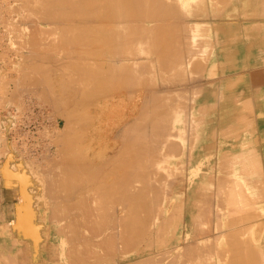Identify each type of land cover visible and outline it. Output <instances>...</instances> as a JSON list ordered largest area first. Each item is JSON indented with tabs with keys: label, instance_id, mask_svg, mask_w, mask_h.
<instances>
[{
	"label": "bare ground",
	"instance_id": "obj_1",
	"mask_svg": "<svg viewBox=\"0 0 264 264\" xmlns=\"http://www.w3.org/2000/svg\"><path fill=\"white\" fill-rule=\"evenodd\" d=\"M16 2L26 12L15 13V21L33 25L42 21V24L51 27L55 24L57 30L63 33L60 35H64L62 38L64 40L60 41L57 39L59 30L54 34L56 38L52 34L54 27L52 33L48 31L49 34H46L43 28L51 30V27L40 29L42 25L38 23L40 25L37 27L40 26L39 30L43 31L42 34L36 24L32 25L36 27L38 33L40 32L39 34L44 35L41 38L42 36L37 33L41 41L45 36L50 35L54 37V41L57 40L55 41L57 45L62 43L64 47L72 49L76 46L74 49L78 47L77 50L91 49L93 55L92 58L89 57L91 59L98 57L100 62L98 60L99 64L96 66L88 56L86 58L85 55L84 58V50L77 51L82 53L77 55L78 53L73 49L74 55L71 56L75 57L76 54L78 58L73 60L71 57V62L67 64L70 66V76L59 77L53 70L57 78L46 76L44 79L43 76L42 81L38 76L36 77L39 72L38 66L41 65L30 64L32 61L29 54L27 55L26 51L22 53L26 56H22L25 58L21 60L24 64L19 62L21 66L20 64L18 66L21 69L24 65L25 69L29 70L27 77L30 79L28 78V83L22 81V77L26 76L25 73L18 83L26 82L29 86L26 83L20 85L31 87L30 90L32 87L34 90L41 89H37L38 92L45 94L44 97L51 100L57 108L54 109L57 112L61 110L65 114L68 125L66 122L63 123L67 126H64L63 134L60 136V140L63 138L64 142H62L64 148L61 149V156L59 150H56L61 160L57 158L58 161L55 159L54 163L49 160L51 165L45 164L49 166L47 168L42 164L43 168L40 169L42 172L37 169L41 167L39 161L38 165H35L37 168L31 167L39 171L35 172L38 174L35 176L34 186L29 185L33 183L29 174L31 181L27 177V170L30 168L26 169L25 165H13L26 171L19 174L21 177V180L18 179L19 187L21 186L20 189L24 191L21 192L23 197L19 202L22 209L23 206L29 209L26 211L23 209L24 212L16 214V218H19L16 222L0 224V264H264V230L262 223H259L264 220L262 170L264 168L261 164L263 162L261 155H255L260 152L258 135L260 134V139L263 136L260 132L264 133V130L256 131L258 125L261 127L260 122L263 120L261 116L264 117V108L261 107L264 106V90L259 89L263 91L260 96L259 92L255 94L254 87H252L253 92L252 89L249 90L251 80L245 85V81L248 80V74L245 72H242V79L239 78L243 68L257 66L264 60V0H16ZM222 2L224 4H220ZM7 7L9 9L10 6ZM7 7L3 8L7 9ZM18 25L21 26L20 23ZM26 25L31 27L30 24ZM22 26H24L22 30L28 35L29 27ZM34 36L30 35L37 41ZM50 39L48 44L53 40ZM20 43H24L22 39ZM28 44L37 45H34L35 42ZM23 45L21 47L27 46L25 49H30L29 45L25 46V43ZM60 48L57 49L59 52ZM32 49L31 47L30 50ZM51 49L50 52L46 51L49 52L46 53L48 56L53 54ZM63 49L66 48H62V51ZM248 49L249 53H246ZM251 49L256 52L251 54ZM67 51L69 49L64 52ZM30 53L32 54L30 57L35 58L34 52ZM69 53H67L68 58H70ZM249 55L250 57L246 58ZM27 56L30 63L25 64ZM39 56L43 55H38L37 58ZM48 56L43 57L48 60ZM55 57L54 53L53 58ZM39 58L38 62H42L43 60ZM47 60L46 63H49ZM51 60H55L52 59V55L48 61ZM46 63L43 64L48 65ZM65 63L56 69L65 67ZM53 64L51 62L50 66ZM263 67L261 68L264 70ZM261 68L258 67L255 73L258 72L259 75ZM48 72L45 71L46 75L49 74ZM249 74L255 76L254 73ZM263 74L264 71L261 75ZM243 77L247 80L244 81ZM15 78L17 81V76ZM16 81L13 83L17 84ZM257 83L254 82L251 86L253 84L260 86ZM245 86H249V89L246 90ZM113 88L116 93L111 94V97L109 91ZM34 90L32 91L35 92ZM37 90L34 95L37 94ZM259 90L257 88V91ZM14 91L12 92L16 94ZM108 93L111 98L115 95L113 98L116 99L115 102L111 98L110 101L109 96L105 97ZM34 95L26 98L25 109L18 115L16 126L11 131V139L19 155L26 151L29 152L28 156L42 154L41 158L48 160L54 155H49L54 149L51 138L57 132L59 136L62 131L60 130V134V131H57L60 122L56 119L57 112L54 116L55 111L50 108L52 104L48 101L50 104L48 106L43 101L47 99H41L43 101L41 102L36 100ZM96 95L104 96L109 102H114L113 104L108 102L111 108L116 105L113 111L114 122H107L108 118L106 119L107 124L112 123L109 127L111 129L109 131L111 134H108L109 140L106 138L105 141L104 138L107 137L105 135L103 139L99 136L100 140L106 142L105 149L103 148L98 155L95 153L96 157L81 153L82 156L80 152H84V146L80 148L79 153L77 147L81 144L78 141L81 138L83 140L84 137L80 140L78 138L77 147L75 137L78 135H76L77 130L84 128L85 124L78 129L73 124L77 126L82 124L79 121H82L83 116L86 115L85 109L87 110L93 103L94 106L99 104L97 99L99 97ZM94 98L98 101L96 104L93 102ZM126 98H130V102ZM105 102L108 105L107 101ZM100 104L104 105V101ZM102 107L107 109L105 105ZM118 107H122V110ZM131 107L134 108V112L129 111ZM254 107L259 111L260 119L256 117L259 123L257 126L254 116L251 118ZM102 109L104 112L100 114L105 115V109ZM95 112L92 113L96 114ZM110 114L113 113L110 112L107 116ZM103 115H99L100 118L103 119ZM97 117H90L97 120V124L91 122L95 124L93 130L97 125L100 129L104 125V123L98 124L100 119ZM105 118L101 121H105ZM110 118L108 120L112 119ZM107 124L105 123L104 126L106 127ZM105 129L100 130V135L102 133L103 136ZM85 130L87 131V128ZM98 130L96 128V131ZM106 130L109 133L108 128ZM91 131L92 129L90 133ZM47 134L50 141L46 140ZM87 134L86 132L84 135L91 138ZM81 135L83 136L82 133ZM4 139H2L3 143ZM263 139L264 137L261 140ZM90 140L87 139L84 143ZM97 141L95 140L94 143ZM252 141L255 144L249 147ZM256 143L258 146H255ZM102 145H97L98 149L102 148ZM202 145L204 147L209 145L203 151L210 150L211 155L206 152V157L204 156L200 148ZM95 147L93 148L96 150ZM160 147H165L166 149H163L171 154L179 151L178 157L181 158H177L176 153L175 158L178 160H173L174 154L170 158L167 152L162 154L164 150L159 149ZM215 147L221 150L219 155L225 153L220 156L222 161L213 157L217 156L214 153H218L216 151L213 153ZM91 149L92 147L89 150ZM157 150H161L162 155L156 153ZM198 150L199 153L202 152L200 153L202 157L199 156L200 154L197 155ZM238 150L243 151L229 159V156ZM150 152L154 155L147 157L146 153ZM164 155L173 160L172 164H164L169 162L163 157ZM45 156L48 157L44 158ZM236 158L239 161L235 162ZM214 159L222 164L228 161V165L223 167L224 164L220 166L217 163L218 167L217 164L212 163ZM155 161L159 164L155 163L158 166L156 171H151L153 172L151 175L152 173L147 172L146 168H152L151 164ZM216 166L218 172H215ZM6 169L10 176L15 175L10 173L8 168ZM17 171L16 169L14 172L17 173L16 176L19 173ZM161 179L166 181L167 188L170 187L168 190L171 188L174 190L176 186H180L177 188L180 190H176L177 192L174 190L175 194L170 190L173 195L169 196V193L165 195L164 192L168 190L163 187ZM30 186L31 190L28 189ZM27 199L37 203L29 201L27 205ZM241 200L251 203L250 212L234 214L233 218L228 220L226 218L223 221L217 220L226 215V211L216 212L218 207L226 210H233V207L240 209L238 201ZM171 201L178 205H173ZM210 201L216 203L212 206ZM185 207H187L186 213ZM173 210L175 215L170 220L172 216L169 215ZM214 210L216 213L214 217L217 218L212 220L215 223L210 221V214ZM203 222L208 223L209 226L199 229V223ZM211 223H213L212 228ZM212 231L217 235L215 239L217 241L213 240L215 245L219 246L216 253L211 250L218 249L213 241L211 244ZM167 232L176 233L174 236L172 233L169 236L168 233L169 240L173 238L174 241L168 240ZM224 244L225 246L231 244L230 250H225ZM243 244H246V247ZM207 246L209 248L204 251L202 248ZM220 247L224 248L220 249ZM208 249L212 252L210 253ZM228 251L231 254H227ZM229 255L231 257H228Z\"/></svg>",
	"mask_w": 264,
	"mask_h": 264
},
{
	"label": "rangeland",
	"instance_id": "obj_2",
	"mask_svg": "<svg viewBox=\"0 0 264 264\" xmlns=\"http://www.w3.org/2000/svg\"><path fill=\"white\" fill-rule=\"evenodd\" d=\"M221 1H222V0H221ZM9 2H10V3H9ZM14 2H15L16 4H15ZM238 2H240V1H238ZM0 3H1V4H0V21H1V23H0V94H1V95H0V100H1V101H0V135H1V136H0V137H1V138H0V141H1V142H0V213H1V212H4L5 214H7V217H6V216H5V217H0V224H4V225H5V224H8L9 221H12V223L16 222V220L19 219V218H16L17 215H18V213L20 214V212H24V210L26 211L27 209H29V208H26V206H23V209H24V210L22 209V207H20V206H22L21 203H20V202H21L20 200H21L22 197H23V196H21V195H23V193H21V192H24V191H23V189H20L21 186L19 187V180H21V177H19V176H20L21 173L24 171V169L21 168V167H16V166H18V164H19L20 166H24V165H25L24 167H25V168L27 167L26 169H28V168L32 169V170H31L32 173H30V171H29L30 169L27 170V171L29 172V173L27 172V177H28V180H29V181H31L30 179L32 178V182H33V183H31V184L29 183V185L34 186V179H35V176L38 174V173H35V172L37 171V169H38L39 171H41L40 169H42L43 166H45L44 168L49 167V166H46L45 164L49 163V164L51 165V163H52L55 159H56L57 161H58V159L61 160V157H60L61 154H62V150H61V149H63L64 146H63V144H62V142H63V138L61 137V138H62V139H61L62 141H61V140H60V136L63 134L64 128L68 125L67 122H66L67 120H66V118H65V116H64L65 114L62 113L61 110H59L61 113H60L59 111L57 112V110H56L57 108L54 107L55 105L52 104L51 100H48V98H45V97H44L45 94L42 95L40 91H39V92H40V95L38 94V93H39L38 90H41V89L37 88V89H38V90H37V89L35 88V90H34L33 87H32V89L30 90L31 87H25L24 85H20V84H25L26 82H27V83L29 82V81H28V78H29V77H27V73H29V70L27 71V70L25 69V66H24V65H22V67L24 66V68L21 67V69H20V67H19V66H21V64H24L23 61L21 62V60H22V58H23V60L25 59L24 57H22V56H25V54H22V53H24V52L26 51L25 53H27V55L29 54L28 56H29V58H30L31 61H32V62L30 63V60L28 59V56H27L26 60L24 61L25 64L29 62L30 64H32V63H36V65H41V66H42V67H41V66H38V68H39V72H38V73H39V74L37 73V75H36V77L38 76V77H39L38 79H41L42 81H43V78H44L43 76H45L44 79H46V76L49 77V78H53V77H54V78L56 79L57 77H56V75L54 74V72H55V73L57 74V76H59V77H61V76H63V75H65L66 77H67V75L70 76V75H69V74H70V72H69V71H70V70H69L70 66L67 65V64H69L68 62H71V57H72L73 60H74V58H75V59L78 58V57H76V54H75V57L71 56L72 54L74 55V50H76V53H78L77 55H79V54L81 55L82 53H79V52H82V51L84 50V51H83V56H84V58H85V55H86V58H88L89 56L92 58V55H93V54H92V52H91V49H88V48L86 49V48H85V49H80V50H81V51H80V50H77L78 47H77V49H74L76 46H74V47L72 46L73 49H74V50H73V49L70 48V47H68V48H67L66 46L64 47L63 45H61L62 43H60V45L58 44L59 47H61V48H60L61 51L59 52V51H58V50H59V49H58L59 47H58V45H57V42H56V44H55V41H57V40L54 41V39H53L54 37H53V36H50V35H49L48 37L45 36L46 39H45V37H44V39H42L43 41H41L40 38H39L38 35H37L38 31H40V30H39L40 26H39V28H38L37 25H40V24L42 25L40 29H42V27H45V28H46V27H51V26H48V24H42V23H43L42 21H40V22H36V23H35L36 25H35V24H34V25L38 28V31H37V29H35L36 27H33V26H34L33 24H31V23H26V22H25V23H22V22H19V21H18V22L20 23V25H21V26H19V25H18L19 23H18L17 21L14 20V14H15V13H16V14H17V13H18V14H19V13H24V12H26V10H25V9L23 10L22 8H20V6L17 5L18 2H16V0H1ZM5 3H6V4H5ZM13 3H14V5H13ZM229 3H230V2H229ZM9 4H10V5H9ZM220 4H224V3L222 2V3H220ZM12 5H13V6H12ZM2 6H3V7H4V6H6V7H7V6H10V7H9V9H8V7H7V9H6V8H3ZM19 8H20V9H19ZM12 9H13V10H12ZM18 9H19V10H18ZM12 11H13V12H12ZM19 11H20V12H19ZM1 14H2V15H1ZM8 14H9L10 16H9ZM3 15H4L5 17H4ZM4 18H5V19H4ZM9 18H10L11 20H10ZM241 18H242V17H241ZM243 18H244V17H243ZM246 18H247V17H246ZM246 18H245V19H246ZM258 19H261V18L258 17ZM2 20H3V22H2ZM14 21H15V22H14ZM16 22H17L18 24H17ZM9 23H10V24H9ZM12 23H13V25H12ZM15 23H16V24H15ZM38 23H40V24H38ZM5 24H6V25H5ZM14 24H15V25H14ZM26 24H28V25L30 24L31 27L27 26ZM7 25H8V28H7ZM22 25H25L26 27H29L30 30L28 29V33H27L29 36L26 35V34L24 33L25 31L22 30V28L24 27V26H22ZM32 25H33V26H32ZM4 26H5V27H4ZM15 26L18 27V28H15ZM32 27H33V28H32ZM53 27H54V28H53ZM10 28H11L12 30H11ZM14 28H15V29H14ZM20 28H21V29H20ZM52 28L54 29V33H52V31H53ZM55 28H56V29H55ZM8 29H10V30L8 31ZM34 29H35V30H34ZM47 29H49V30H47ZM32 30H34V31H32ZM46 30H47V31H46ZM58 30H59V29H58ZM58 30H57V27L55 26V24L52 25L51 30H50V28H46V29L43 28V31H44L46 34H49V32H50V33H52L53 35L55 34V32L57 33ZM15 31H16V32H15ZM41 31H42V30H41ZM41 31H40V32H41ZM43 31H42V32H43ZM48 31H49V32H48ZM59 31H60V32H58V34H59L60 38H61V39L64 38V35H60V34H63V33L61 32V30H59ZM20 32H21V33H20ZM31 32H33V33L35 32V33L33 34V33H31ZM40 32H39V33H40ZM42 32H41V33H42ZM29 33H30V34H29ZM39 33H38V34H39ZM19 34H20V36H19ZM22 34H24V35H22ZM42 34H43V33H42ZM42 34H39V35L42 36ZM46 34H45V35H46ZM52 34H51V35H52ZM58 34H57V36H58ZM30 35H31V36H34V35H35L34 37H36V40H37V41H35L33 37H30ZM36 35H37V36H36ZM262 35H263V34H262ZM21 36H22V37H21ZM27 36H28V37H27ZM41 36H40V37H41ZM43 36H44V35H43ZM43 36H42L41 38H43ZM54 36H55V35H54ZM59 36L57 37V39H59L60 41H63L64 39L61 40V39L59 38ZM15 37H16L17 39H15ZM37 37H38L39 39H38ZM26 38H28L29 40L26 39ZM47 38H48V39H47ZM50 38H52L53 40L51 41L50 44H48V43L50 42V40H51ZM55 38H56V36H55ZM262 38H263V37H262ZM21 39H22V43H23V42L25 43V46H26V44H27V45H29L28 48L31 49V47H32L34 50H33V49H32V50H30V49H25L27 46H26V47H21V45L24 46V45H23L24 43H23V44L20 43V42H21ZM23 39H25L27 43H26L25 40H23ZM30 39H31V40H30ZM32 39H33V40H32ZM16 40H17V42H18L19 44H18L17 42H15ZM39 40H40V41H39ZM45 40H47V41H45ZM11 41H12V42H11ZM28 41H29V42H28ZM32 41H34L35 44H34V42H32ZM38 41H39V43H38ZM13 42H14V43H13ZM47 42H48V43H47ZM28 43H33L34 45L37 44L36 46H38V45H39V46H38V47H36V46H32L31 44H28ZM40 43H41V46H43V48L46 47V48L48 49V47H50V46L52 47V49H51V47L48 49L49 52H50V49H51V52H53V54H51V55H52V59H53V60L55 59V60H54L55 62L51 60L52 64L54 63L52 66H50V65H51V62L48 61V60H50L51 55L49 54L50 57L47 55L49 52H46V51H48V50H47L46 48H44V49L41 48ZM42 43H43L44 45H42ZM58 43H59V41H58ZM54 44H55L56 46H55ZM54 46H55V47H54ZM62 46H63V47H62ZM252 46H253V45H252ZM57 47H58V48H57ZM23 48H24V49H23ZM36 48H37V50H36ZM40 48H41L42 50H41ZM53 48H55V49H53ZM56 48H57L58 50H57ZM62 48H66V49H63V51H62ZM38 49H40L42 52H41L40 50H38ZM68 49H69V51H73V53H72V52L69 53V51L64 52L65 50H68ZM70 49H72V50H70ZM261 49H262V47H261ZM20 50H21V51H20ZM53 50L59 52L60 54L57 53V52H54ZM251 50H252V49H251ZM18 51H19V52H18ZM27 51H28V52H27ZM31 51L34 52V53H33V57L35 56V58H37L38 55L48 56V60H47L46 57L39 56L40 58H39V57H38V58L41 59V60H43V61H42V62H41V61L38 62V61H39L38 58H37L36 60H35V58H31V57H32V54L30 53ZM77 51H79V52H77ZM85 51L90 52V53H87V52H86V54H85ZM39 52H40L41 54H40ZM44 52H45V53H44ZM254 52H256V51H254V49H253L252 52H251V54H253ZM263 52H264V50H263ZM263 52H262V53H263ZM35 53H36V54H35ZM37 53H38V54H37ZM42 53H43V54H42ZM46 53H47V54H46ZM54 53H55V56H56L55 58H53ZM64 53H65L66 55H65ZM67 53H69L68 55L70 56V58H68ZM246 53H249V49L246 51ZM21 54H22V55H21ZM30 54H31V57H30ZM44 54H45V55H44ZM61 54H62V55H61ZM63 54H64V55H63ZM58 55H59V56H58ZM61 56H63V58H62ZM65 56H66V57H65ZM87 56H88V57H87ZM25 57H26V56H25ZM41 57H43V58H41ZM80 57H82V56H80ZM90 57H89V59H91ZM249 57H250V55H249V56H246V58H249ZM58 58H59V59H58ZM61 58H62V59H61ZM65 58H66V59H65ZM67 58H68V60H67ZM82 58H83V57H82ZM93 58H94V59H91L90 61H91V62L93 61V63L95 62V65L98 66V64H99V62H100V58H98V57H97L98 59H97L96 57H93ZM95 58H96V59H95ZM64 59H65V62H67V63H65V62L63 61ZM33 60H34V61H33ZM45 60H47V62H49L50 64H49V63H46ZM56 60L58 61V63H56V62H57ZM95 60H97V61H95ZM98 60H99V62H98ZM35 61H36V62H35ZM59 61H60V62H59ZM62 61H63V62H62ZM19 62H21V64H20ZM43 63H44V64L46 63V64H48V65H44ZM59 63H61V64H59ZM64 63H65V67L62 66L63 68L56 69V68H58V67H61V65L64 64ZM18 64H20V65L18 66ZM55 64H56V65H59V66H56ZM54 65H55L56 67H55ZM263 65H264V60H262L260 63H258L257 66H253V65H251V67L243 68V69L241 70V74H242V75H239L240 77L238 76L239 78L242 79V76H243V73H242V72H245V73L248 74V75H247L248 80H247L245 77H243V78H244V81H245V80L248 81V83H246L247 81H245V85L249 84V80L252 81V79L255 78V79H253V81L255 80L254 82H258L259 84H258V83H257V84L260 85L261 87H260V86H257V85L254 86L255 84H253V86H251V84L254 83L253 81H252V82L250 81V84H249L250 89H249V86H245V87H247L246 90H248V89L251 90L252 87H254L253 89H255V91H256L255 94H257V92H259V96H260V94L262 95V92H263V91H260V90H264V84H263L264 82H263V83L261 82V81H264V80H263V76H264V74L261 75L262 72L264 71V70L261 68V67H263ZM43 66H44L45 68H44ZM46 66H47V69H46ZM48 66H50L51 69H52V67H53V68L55 67L54 69H52V72H53V70H54L53 74H52V72H51V69H50ZM258 67L261 68V69H260L261 71L259 72V75H258V72L255 73V71H258V69H257ZM48 68H49V69H48ZM263 68H264V67H263ZM18 69H19V70H18ZM22 69H23V70H22ZM44 69H45V70H44ZM254 69H256V70H254ZM40 70H41V71H40ZM55 70H56V71H55ZM59 70H60V72H59ZM262 70H263V71H262ZM18 71L20 72V74H19ZM45 71H46V72L49 71V72H48V73H49V74H48L49 76L46 75L47 73H45ZM57 71H58V72H57ZM65 71H67V72L65 73ZM43 72H44V75H43ZM250 72H251V73H254L255 76H254V77L251 76V74H249ZM25 73H26V76H25V77H22V76L25 75ZM40 73H41V75H42L41 78H40V76H41ZM50 73H51V75H50ZM59 73H60V75H58ZM245 73H244V76H246ZM17 74H18V75H17ZM235 74H236V73H235ZM53 75H54V76H53ZM252 75H253V74H252ZM16 76H17V81H16V78H15ZM51 76H52V77H51ZM256 76L258 77V80H257V81H256V78H257ZM12 77H13V78H12ZM18 77H19L20 79H19ZM21 77H22V81H23V82L26 81L25 83H23V82H22V83H18L19 81L21 82ZM238 77H237V78H238ZM252 77H253V78H252ZM9 78H10V80H9ZM14 78H15V79H14ZM23 78H25V79H27V80H25V79H23ZM250 78H252V79H250ZM261 78H262V79H261ZM13 79H14V80H13ZM29 79H30V78H29ZM6 80H8L9 82H8V81L6 82ZM15 81L17 82V84H16V83H13V82H15ZM260 82H261L262 85L260 84ZM8 83H9V84H8ZM27 83H26V84H27ZM4 84H5V85H4ZM13 84H14V85H13ZM26 84H25V85H26ZM18 85H19V86H18ZM27 85H28V84H27ZM39 85H40V84L38 83V86H39ZM13 86H14V87H13ZM20 86H23V87H20ZM28 86H29V85H28ZM18 87H19V88H18ZM11 88H13V89H11ZM22 88H23V89H22ZM24 88H25L26 90H25ZM28 88H29V90H28ZM257 88H258V90H259L260 88H261V89H260L259 91H257ZM4 89H5V90H4ZM16 89H17V90H16ZM20 89H22V91H20ZM114 89H115V88H113V90H114ZM253 89H252V92L254 91ZM14 90H15V91H14ZM27 90H28V91H27ZM32 90H34L35 92H33ZM36 90H37V94L34 95V94L36 93ZM113 90H112V91H111V90L109 91V93L111 92L110 95L113 94V93H116L115 90H114V91H113ZM12 91L16 92L17 95H16L15 93H13ZM31 91H32L33 93H32ZM124 91L126 92V90H124ZM124 91H123V92H124ZM250 92H251V91H250ZM12 93H13V94H12ZM109 93H108L105 97L108 98ZM263 93H264V92H263ZM14 94H15V95H14ZM18 94H21V95L19 96ZM121 94H122V93H121ZM127 94H128V93L126 92L125 95H127ZM26 95H27V97H26ZM30 95H34V98H35V99L37 98L36 100H38V101H41V102L44 101V103L47 104L48 106L50 105L49 103H51L52 105H50V108L52 107L51 110H52L53 112L55 111V112L53 113L54 116H55V113H56V112L59 113V114L56 113V119H57V120L59 119L58 121L60 122V125H59V128H58L57 131H60V130H61V131L63 130V131H62V133H61V131L59 132V134L61 133L59 136H58V132L54 135L53 138H56L55 140H54L53 138H51V140H53V141L51 142V143H52L51 145H52V146L54 145V149H55V151H54V149L52 150V152H51L49 155H51V154L53 155V154H54V155H53V158H48V160H47V158H46V157H48V156H45V157H44V158H46V159L41 158V157H42V154H41V156H40L39 154H36L38 157L35 156V154H34V156L31 155V156H33V157L28 156V155H29V152H26V151H23V152L26 153V154L23 153V154L19 155V151L17 150V148L15 147V144H14L13 140L11 139V131H13L14 128H15V126H16L17 119H18V115H20V114L23 113V111H24V109H25L24 107L26 106L24 102H26V98H28V96H30ZM37 95H39V96H37ZM41 95H42V96H41ZM122 95H123V94H122ZM15 96H16V97H15ZM257 96H258V95H257ZM39 97H43V98H39ZM46 97H47V96H46ZM96 97H99V98H100V100H99V98H97L98 101H99V104L97 103L98 101H96V99H95ZM96 97L94 98L95 101L93 100V102H95V104L97 103L98 105L96 104V106H94V103H93V105L91 104L92 106L90 105V106L87 108V110L85 109V112H84V113H85L86 115L83 114V115H85V116H83L82 121H79V122H82V124L80 123V125H78V126H77L76 124H73V125L76 126L77 129H78V127H81V125H84V124H85V125H84V128H85V129L87 128V131H86L83 127H82V128H83V131H81L82 128H79V129H80L79 131H81V132H79V131L77 130L76 135H77V134H78V135L75 137V144H76V147H77V144H78L79 142L81 143V144H78L79 146L77 147L78 153L81 151L80 148H82V146H84V152L81 151L80 154H81V153H84L83 155H87V154H88V156L91 154V155H90L91 157H94V156L96 157V154H95V153H97V155H98L99 152L101 153V152L103 151V148L105 149L106 146H104V145H106V142L100 140V137H99V136H101L102 139H103L105 136H107V137H105L104 139H105V141H106V138H108V140H109V135L111 134V133L109 132V131H111V129H110L109 127L112 126V125L110 126V124H112V123H110V124L108 123V124H107V122H108V121H109V122H110V121L114 122V121H113V119H114L113 116H114V113H115V112H113V111L115 110V107H116V105H114L115 107H114V108H111V104H113V103L115 102V100H116V99H113V98H115V95H113V98H111L112 95H111V97L109 96V100H110V101H111V99L114 100L113 103H112V102H109L107 98L105 99L104 96H103L104 98L101 97V95H99V96L96 95ZM5 98H6V99H5ZM8 98H9V99H8ZM10 98H11L12 100H11ZM23 98H25V99H23ZM102 98H103V100H102ZM110 98H111V99H110ZM39 99H40V100H39ZM41 99H47V100H43V101H42ZM126 99H127V101L129 100L128 102H130V98H129V99L126 98ZM2 100H4V101H2ZM258 100H259V98H258ZM258 100H257V101H258ZM48 101H49V103H48ZM103 101H104V105L107 106V109H109L108 111H107V109H105L106 107H102V106H104V105L101 106L100 103H101V102L103 103ZM105 101H107V104H108V105L105 104V103H106ZM108 102L111 103V104H109ZM259 102H260V106H261V100H260ZM15 103H16V104H15ZM22 104H23V105H22ZM257 104H259V103H257ZM257 104H256V105H257ZM109 105H110V106H109ZM256 105H255V106H256ZM263 105H264V102H263ZM93 106H94V107H97V108L94 109ZM100 106H101V108L98 109V107H100ZM253 106H254V105H253ZM21 107H22V108H21ZM90 107H91V108H90ZM256 107H257V106H256ZM261 107H262V109L264 108V106H261ZM261 107H259V108H261ZM54 108H56V109H54ZM102 108L105 109V112H106L107 114H106V113H104L105 115L100 114V113L104 112V110H103ZM118 108H119V107H118ZM88 109H89V110H88ZM92 109H94V110H92ZM119 109L122 110V107L119 108ZM119 109H118V110H119ZM252 109H254V110L252 111V112H254V114H252V112H251V115H252L251 118L254 116V119L256 120L255 123H256V126H257V125L259 124V123H258V119H260V118L258 117V115H259V111H258L257 108L255 109V107L252 108ZM98 110H99V112H98ZM131 110H133V112H134V108L131 107V108L129 109V111H131ZM90 111H91V112H90ZM95 111H96V112H95ZM109 111H110L111 113H113V114H110V116L112 115V117H113V118L111 117L112 119L110 118V116H107V115H109V113H110ZM92 112H95L96 114L99 113V114L96 115V114H94V113H92ZM97 112H98V113H97ZM108 112H109V113H108ZM255 112H257L258 114L255 113ZM91 113H92V114H91ZM59 115H60V116H59ZM62 115H63V116H62ZM99 115H103V116H104V117L102 116L103 119L100 118ZM255 115H256V116H255ZM95 116H96V117L99 116V117H97L98 119H100V120H98V121H99L98 124H100V125H103V123H104V125H105V123L107 124L106 127L108 128V132H109V133H107V130H106L107 128H106L104 125H103V127L101 126V127H102L101 129H103V128L105 129V128H106V129H105V132H106V133L104 132L105 134L103 133V136H102V133H101V135H100V130H101V129L98 128V125H97L96 128L99 129V130L96 131V128H94V130H93L92 127H93V126L95 127V124H97V120H96L95 118H92V119H91L90 117H95ZM106 116H107V117H106ZM12 117H13V118H12ZM16 117H17V118H16ZM85 117H87V118L85 119ZM88 117H89V118H88ZM105 117H106V118H105ZM256 117H258V119H256ZM8 118H9V119H8ZM104 118H105V121H101V120H104ZM107 118H108V119L110 118L111 120H108ZM251 118H249V119H251ZM261 118H263V120H261V122L259 121L261 127H259V125H258L257 128H256V131H259V129H260V131H261V130H264V129H263V126H264V117L261 116ZM10 119H11V120H10ZM87 119H88V121L90 120L89 122H90V124H92L91 126H90L89 122L86 121ZM106 119H107V122H106ZM83 120H85V121H83ZM91 120H92V121H91ZM95 120H96V121H95ZM245 120H246V118H245ZM61 121H62V122H61ZM100 121L102 122V124H101ZM262 121H263V122H262ZM65 122H66L67 125H64ZM83 122H84V123H83ZM91 122H93V123L96 122V123L93 125V123H91ZM63 123H64V124H63ZM86 123H87V124H86ZM78 124H79V123H78ZM262 124H263V126H262ZM61 125H62V126H61ZM88 125H89V126H88ZM100 125H99V127H100ZM64 126H65V127H64ZM62 127H63V128H62ZM88 127H89L90 129H89ZM258 127H259V128H258ZM4 128H5V129H4ZM60 128H61V129H60ZM91 129H92V131H91V133H90V130H91ZM109 129H110V130H109ZM5 130H6V132H5ZM84 130H85V132H84ZM189 130H190V129H189ZM3 132H5L6 134L3 133ZM9 132H10V133H9ZM86 132L88 133V134H87L88 137L91 136V138L89 137L91 140L85 136V135H86ZM92 132L97 133V135L94 136V135H93L94 133H92ZM101 132H103V130H102ZM189 132L191 133V131H189ZM189 132L187 133L188 135H189ZM7 133H8L9 136L7 135ZM81 133L83 134V136L81 135ZM260 133H261V135H263V136H261L260 139H259V135H260V134H259V132L257 133V134H259V135H258V142H259V143L257 142V143L259 144V146H258L257 143H256L257 145H255V146H258V147H259V148H258V147H257V148H258V150H260V152H257V153L254 152V153H255V155H259V156L261 155V157H260V158H261V162L263 161L261 164H262V168H264V167H263V166H264V165H263V164H264V150L262 151V148L264 149V143H263V140H264V139L261 140L262 137H264V133H263V131H261ZM262 133H263V134H262ZM79 134H80L81 136H80ZM84 134H85V135H84ZM89 134H90V135H89ZM91 134H92V135H91ZM108 134H109V135H108ZM104 135H105V136H104ZM3 136H4V137H3ZM57 136H58V138H57ZM47 137H48V134H47V136H46V140H49V141H50V138L48 139ZM81 137H84V139L82 140ZM85 137H86V139H85ZM92 137H94V138L96 137V138H95L96 141H97V138L99 137V138H98V141H97L96 143H94L95 140H93L94 138L92 139ZM189 137L191 138L190 135H189ZM4 138H5V139H4ZM78 138H79V140H80V138H81V140L78 141ZM249 138H250V137H249ZM253 138H254V137H253ZM2 139H4V143L2 142V141H3ZM9 139H11V140H9ZM57 139H58L59 141H58ZM87 139L90 140V141H89L90 143L88 142L89 144H88V143H84V142L87 141ZM254 139H255V138H254ZM56 140H57V141H56ZM84 140H85V141H84ZM108 140H107V142H108ZM189 140L191 141V139H189ZM250 140H251V139H250ZM260 140H261V141H260ZM77 141H78V143H77ZM91 141H93V142H91ZM100 141H101V143H99ZM253 141H254V140H253ZM253 141L251 142V144H249V145H250L249 147L254 146L255 142H254V144H253ZM53 142H54V143H53ZM59 142H60V143H59ZM102 142H103V143H102ZM56 143L61 144V145H59V146H62V148H59V149H58L59 146H58ZM63 143H64V142H63ZM92 143H93V146H92ZM98 143H99V144H98ZM104 143H105V144H104ZM55 144H56V145H55ZM90 144H91V145H90ZM96 144H97L98 146L103 144V145H102V148L98 149V146H97ZM2 145H3V146H2ZM5 145H6V147H5ZM11 145H12V146H11ZM85 145H86V146H85ZM87 145H88L89 147H88ZM1 146H2V147H1ZM80 146H81V147H80ZM94 146L97 147L96 150H97L98 152L93 148ZM206 146H207V145H206ZM206 146L204 147V146L202 145V147H200V148L202 149V150H201V149H200V150L203 152L204 156L206 155V154H205L206 152L209 153V151H210V150H209V151H208V150L203 151V149L208 148L209 145H208L207 147H206ZM215 146H216V145H215ZM55 147H57V148H55ZM91 147H92V149L89 150ZM96 147H95V148H96ZM100 147H101V146H100ZM189 147H190V142H189ZM203 147H204V148H203ZM15 148H16V149H15ZM85 148H86L87 151L85 150ZM161 148H162V149H161ZM163 148H165V147H160V148H159V149H161V150H164L163 152H162L161 150H159V151L157 150L156 153L159 152V155L161 154V152H162V154H165V152L168 153V151L165 150L166 148H165V149H163ZM260 148H261V149H260ZM4 149H5V150H4ZM93 149L95 150V151H94V155H92V154H93V152H92ZM218 149H219V148L215 147V148H214V151H213V153H214L215 151L218 152V153H214V155L216 154L217 156H213V154H212V156H213V157H216V159H219L220 156L222 157L223 155H225V153L223 154L222 152H221V153H222L223 155H222V154L219 155V152H220L221 150H218ZM2 150H3V151H2ZM6 150H7V151H6ZM8 150H9V151H8ZM56 150H57V151L59 150L60 156L58 155V152H57ZM60 150H61V151H60ZM82 150H83V149H82ZM88 150H89V152H88ZM101 150H102V151H101ZM200 150L197 151V155H199L200 153H202V152L199 153ZM217 150H218V151H217ZM16 151H17V152H16ZM241 151H243V150H238L237 152H234L233 154H231V155L229 156V159H231V157L233 158L237 153H240ZM261 151H262V152H261ZM1 152H2V153H1ZM56 152H57V153H56ZM87 152H88V153H87ZM91 152H92V153H91ZM178 152H179V151H177V152L174 151V153H172V154H171V153H168V154H169V157L172 158V156H173V154H174V156H173V160H174V159H177V158L180 159L181 157H178V156H180V154H178ZM210 152H211V151H210ZM245 152H246V151H245ZM245 152H242V153H245ZM4 153H5V155H4ZM167 153H166V154H167ZM176 153H177V158H175V157H176V156H175ZM179 153H180V152H179ZM262 153H263V154H262ZM7 154H8V155H7ZM30 154H31V153H30ZM146 154H147V157H148V155H149V156H150V155L152 156L153 152L146 153ZM162 154H161V155H162ZM168 154H167V155H168ZM195 154H196V152H195ZM195 154H194V155H195ZM209 154L211 155V153H209ZM226 154H227V153H226ZM52 155H51V156H52ZM81 155H82V154H81ZM83 155H82V156H83ZM153 155H154V154H153ZM171 155H172V156H171ZM188 155H189V153H188ZM197 155H196V156H197ZM218 155H219V156H218ZM51 156H50V157H51ZM57 156H58V157H57ZM199 156L202 157L203 155L201 156V154H200ZM207 156H209V155H207ZM19 157H20V159H19ZM27 157H29V158H27ZM163 157L167 158L166 155H164ZM205 157H206V156H205ZM262 157H263V159H262ZM5 158H6V159H5ZM24 158H25V159H24ZM30 158H31V159H30ZM57 158H58V159H57ZM170 158H167V160H168L169 162H164V161H165V160H164V161H163L164 164H169V163L172 164V161H173V160L171 161ZM160 159H161V157H160ZM163 159H164V158H163ZM216 159H214V160L212 161V163H214L215 165H216L217 163H219L220 166H222V165L224 164L223 167H224L225 165H226V166L228 165V161H225V162H223V164H222V162H220V161H222V160H221L222 158H220V161L217 160V162H216ZM17 160H18V161H17ZM21 160H22V161H21ZM26 160H27V161H26ZM30 160H31L32 162H31ZM34 160H35V161H34ZM49 160L51 161V163H50ZM167 160H166V161H167ZM177 160H178V159H177ZM177 160H175V162H176ZM4 161H5V162H4ZM6 161H7V162H6ZM10 161H11L12 163H11ZM20 161H21V162H20ZM24 161H25V162H24ZM29 161H30V162H29ZM38 161H39V164H40L39 166H41L42 164H44V165L41 166L40 168H39V167H38V168L36 167V166L38 165V163H37ZM45 161H47V162H45ZM48 161H49V162H48ZM160 161H161V160H160ZM170 161H171V162H170ZM218 161H219V162H218ZM234 161H235V162H236V161H239V159L236 158V159H234ZM18 162H19V163H18ZM26 162H27V163H26ZM28 162H29V163H28ZM40 162H43V163H40ZM54 162H56V161H54ZM54 162H53V163H54ZM156 162L159 164L158 161H155V162H153V163L151 164V166L153 165L155 168H153V166H152V168H151V167H150V168H146V171H147V172H151V171L154 172V171H156L157 166H158V165H155ZM177 162H178V161H177ZM215 162H216V163H215ZM226 162H227V164H226ZM20 163H21V164H20ZM33 163H34V165H33ZM157 163H156V164H157ZM173 163H174V162H173ZM14 164L16 165L15 167L13 166ZM49 164H48V165H49ZM170 164H169V165H170ZM10 165H11V166H10ZM35 165H36V166H35ZM5 166H6V168H8V171H10V169H12V168L14 167V168H13L14 171L11 170L12 172L10 171V173H13V174H15V175H14V176H12V175L10 176V174H9V172H7V169L5 168ZM9 166H10V167H9ZM12 166H13V167H12ZM32 166L35 167V168H37V169L34 170V168H31ZM217 166H218V164H217ZM217 166H216L215 172H218V167H219V166H218V167H217ZM2 169L6 170L5 173H4V170L2 171ZM16 169L19 171L18 176H16L17 173H14V172H16ZM21 169H22V170H21ZM148 169H150V170L148 171ZM151 169H153V170H151ZM224 169H225V168H224ZM262 170H263V173H264V169H262ZM18 171H17V172H18ZM20 171H21V172H20ZM39 171H37V172H39ZM2 172H3V173H2ZM24 172H26V171H24ZM41 172H42V171H41ZM153 172H151V173H152L151 175H153ZM261 172H262V171H261ZM19 174H20V175H19ZM28 174L30 175L31 178L28 176ZM223 174H224V173H223ZM223 174H222V175H223ZM9 176H10V177H9ZM13 177H14V178H13ZM17 177H18V178H17ZM260 177H262V176L260 175ZM161 178H163V177H161ZM12 179H13V180H12ZM18 179H19V180H18ZM258 179H261V178H258ZM263 179H264V178H263ZM163 180H164V179H161L160 182L162 183V185H163V187H164V186L166 185V181H165V180L163 181ZM7 181H8V182H7ZM12 181H13V182H12ZM5 182H6V183H5ZM16 183H17V184H16ZM164 183H165V184H164ZM32 184H33V185H32ZM153 184H154V183H153ZM158 184L161 185L160 183H158ZM31 186H30L28 189L32 188ZM171 186H172V185H171ZM175 186H176V184H175ZM175 186L173 185L172 187L175 188ZM165 187H166V186H165ZM166 188H167V187H166ZM169 188H170V187H168L166 190H168ZM177 188H180V186H179V187L176 186V188H175L174 190H175V191H176V190L179 191L180 189H177ZM28 189H27V192L29 191ZM21 190H22V191H21ZM30 190H31V189H30ZM170 190L172 191L171 193H174V192H175L174 190H172V188H171ZM170 190H168V192L165 191L164 194H165V193H169L170 195H169V194H167V195H169V196L173 195V194L170 193ZM217 190H218V189H217ZM173 191H174V192H173ZM30 192H31V191H30ZM176 192H177V191H176ZM176 192H175V193H176ZM175 193H174V194H175ZM28 194H29V193H28ZM165 195H166V194H165ZM20 196H21V197H20ZM31 198H32V197H31ZM31 198H29V199H31ZM29 199H27V200H28L27 205L29 204V201H30V202L32 201L33 203H34V202L37 203V201H33V200H29ZM172 199H173V197H171V200H172ZM213 200H215V199L213 198ZM19 201H20V202H19ZM18 202H19V203H18ZM210 202H211L212 206L216 203V201H210ZM263 202H264V201H263ZM33 203H31L32 206H33ZM171 203H172L173 205H178V204H176V203L173 202V201H171ZM238 203H239V205L241 206L240 209H236L235 207H233V210H231V209H227V210H226V209H224V208H222V207H218L216 212L226 211V215L223 216V217H221V218L214 217V216L216 215L215 210H214L213 213H215V214L212 215V214H213L212 212H211V214H210V217H211V218H210V221H211L212 219L214 220V218H215V220H216V218H217V220H221V221H223L224 218H226V219L228 220V219L233 218V215H234V214H242V213L245 214V213H247V212H250V210H251V203H250V202L245 201V200H241V201H238ZM31 204H30L29 206H31ZM16 205H17V206L19 205L18 208H17ZM217 205H219V204H217ZM217 205H216V206H217ZM29 206H27V207H29ZM24 207H25L26 209H25ZM214 209H215V208H214ZM18 210H19V212H18ZM20 210H22V211H20ZM174 211H175V210H173V211L170 212L169 217L172 216L170 220H172L173 216L175 215V212H174ZM186 211H187V207L184 208V212H185V213H186ZM6 212H8V213H6ZM16 214H17V215H16ZM211 215H212V216H211ZM9 218H10V220H9ZM170 220H169V221H170ZM213 220H212V222L215 223V221H213ZM210 221H209V222H210ZM259 223H262V225H263V230H264V220L261 221V222H259ZM17 224H18V222H17ZM207 225L209 226L208 223H206V222L204 223V222H203V223H199L198 226H199V229H200V228L206 227ZM210 227H211V228L213 227V223L210 224ZM192 231H195V230H192ZM212 232H213V231H212ZM168 233H169V236H170V233H172V232H167V237H168ZM174 234L176 235V233H174ZM174 234L172 233L173 236H174ZM263 234H264V232H263ZM179 235H180V234H179ZM181 235H182V234H181ZM212 235H213V236H212ZM212 235H210V237L212 236V237H211V238H212V239H211V244H213V243H212L213 240H214V241H217V240H215V239H216V236H217L216 233L214 234V232H213ZM171 237H172V236H171ZM171 237H170V238H171ZM198 237H200V236H198ZM214 237H215V238H214ZM204 238H205V237H204ZM200 239H201V238H200ZM154 240H155V239H154ZM168 240H169V237H168ZM169 241H170V240H169ZM172 241H174L173 238H171V241H170V242H172ZM197 241H198V239H197ZM214 241H213V242H214ZM153 242H155V241H153ZM156 242H157V241H156ZM166 243H169V242L166 241ZM166 243H165V244H166ZM196 243H197V242H196ZM217 243H218V242H216V244H217ZM153 244H156V243H153ZM200 244H201V243H200ZM209 244H210V242H209ZM246 244L249 245L248 243H246ZM246 244H243V245H245L244 247H246ZM214 245H215V242H214ZM214 245H212V246H214ZM215 246L218 247V249H217V248H214L215 250H214V249H211V250H213L214 253H216V250H219V246H217V245H215ZM215 246H214V247H215ZM224 246H225V244H224ZM230 246H231V244H227V246H225V248H224V247H220V249H223V248H224L225 250H226V249H227V250H230V248H231ZM229 247H230V248H229ZM207 248H209V247L207 246V247H204V248H202V249L205 251V249H207ZM228 248H229V249H228ZM247 248H248V246H247ZM245 249H246V248H244V250H245ZM209 250H210V249H208V251H209ZM196 251H198V253H199V250H198V249H197ZM200 251H201V250H200ZM201 252H203V251H201ZM209 252L211 253L212 251H209ZM228 252H229V251H228ZM227 254H231V252H229V253H227ZM226 256H227V255H226ZM228 257H231V255H229ZM228 257H227V258H228ZM229 259H230V258H229Z\"/></svg>",
	"mask_w": 264,
	"mask_h": 264
},
{
	"label": "crops",
	"instance_id": "obj_3",
	"mask_svg": "<svg viewBox=\"0 0 264 264\" xmlns=\"http://www.w3.org/2000/svg\"><path fill=\"white\" fill-rule=\"evenodd\" d=\"M6 213H8V212H6ZM5 216L7 217V214H5L4 212L0 213V217H5Z\"/></svg>",
	"mask_w": 264,
	"mask_h": 264
}]
</instances>
